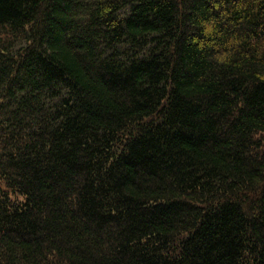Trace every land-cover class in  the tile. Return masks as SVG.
Masks as SVG:
<instances>
[{"label": "trees", "instance_id": "obj_1", "mask_svg": "<svg viewBox=\"0 0 264 264\" xmlns=\"http://www.w3.org/2000/svg\"><path fill=\"white\" fill-rule=\"evenodd\" d=\"M0 264H264V0H0Z\"/></svg>", "mask_w": 264, "mask_h": 264}]
</instances>
